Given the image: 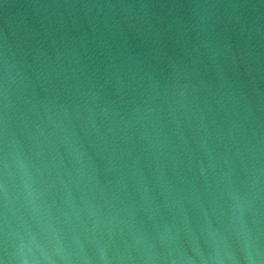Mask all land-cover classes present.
<instances>
[{"label": "water", "instance_id": "95a60500", "mask_svg": "<svg viewBox=\"0 0 264 264\" xmlns=\"http://www.w3.org/2000/svg\"><path fill=\"white\" fill-rule=\"evenodd\" d=\"M0 264H264V0H0Z\"/></svg>", "mask_w": 264, "mask_h": 264}]
</instances>
